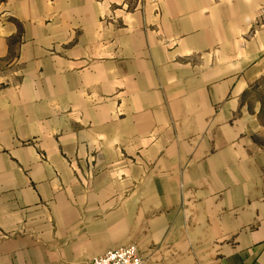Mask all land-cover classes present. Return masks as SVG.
<instances>
[{"label":"crops","instance_id":"1","mask_svg":"<svg viewBox=\"0 0 264 264\" xmlns=\"http://www.w3.org/2000/svg\"><path fill=\"white\" fill-rule=\"evenodd\" d=\"M258 70L264 0H0V264H92L132 241L205 264L223 224L234 243L210 264H264V202L239 220L220 198L264 165L260 107L241 98ZM127 174L187 202H63ZM84 218L97 229L78 247Z\"/></svg>","mask_w":264,"mask_h":264},{"label":"rangeland","instance_id":"2","mask_svg":"<svg viewBox=\"0 0 264 264\" xmlns=\"http://www.w3.org/2000/svg\"><path fill=\"white\" fill-rule=\"evenodd\" d=\"M263 66L260 65L259 69ZM242 99H248L250 102L254 103L255 108L260 107L258 122L259 125L264 127V70L254 72L253 80L248 82V88L242 93ZM259 126L255 128L254 138H255V156H261L264 153V128ZM144 157V156H143ZM132 158L130 156H126L125 164L127 167L131 166ZM135 161V159H134ZM147 158H143V162H146ZM85 163V161H84ZM85 165V164H84ZM117 164L115 161H110L108 166L112 168ZM135 168V167H134ZM133 168V169H134ZM258 170H255L253 175V183L249 182L250 175L248 181L244 182V184L239 185L238 191L231 190L229 192L222 191L220 198L221 202H238V219L244 220V217L247 216L246 212H249L251 209L246 205L245 202H264V165L261 168L259 173ZM247 176V177H248ZM169 185L166 183H160L156 181V176L150 175H141V176H133L127 174L126 183L123 185L113 183L110 184L103 191L90 190L87 191L85 189V184L81 183L78 185V189L76 191H64L62 194L63 202H187V193L185 191H176L172 189H164ZM161 187L163 189H161ZM263 187V189H261ZM137 211V210H132ZM145 211V210H144ZM256 213L261 210H254ZM254 213V216L256 214ZM155 210H151L149 215H154ZM148 216V213H146ZM117 215L115 214V210L109 209V217L110 219L116 220ZM87 220L84 218L83 223L79 224V239H78V247L83 246L85 241H81V238H84L86 235L84 233L88 229H97L94 225H86ZM230 226L222 225V236L219 240L214 241H199L200 244V253L201 251L205 253V255H201L196 257L197 262L210 264L213 260L218 259L213 255H209L213 252V249L219 250L221 249L224 252L225 249L229 248L231 244L234 243L228 236L227 229ZM256 227V223L253 225H238L237 231L245 232L247 228ZM110 230L114 233L117 231V226L115 224L110 226ZM133 242V241H132ZM136 243V241H134ZM168 245L172 244L176 248L186 247V242H177V241H169L166 242ZM96 244V241H95ZM137 244V243H136ZM164 245L165 241H160L158 245ZM181 245V246H180ZM171 246V245H170ZM173 247V246H172ZM187 249V247H186ZM147 264H169L173 260H177L179 258L174 257H150L144 256Z\"/></svg>","mask_w":264,"mask_h":264},{"label":"built area","instance_id":"3","mask_svg":"<svg viewBox=\"0 0 264 264\" xmlns=\"http://www.w3.org/2000/svg\"><path fill=\"white\" fill-rule=\"evenodd\" d=\"M92 264H147L136 243L111 247L92 258Z\"/></svg>","mask_w":264,"mask_h":264}]
</instances>
